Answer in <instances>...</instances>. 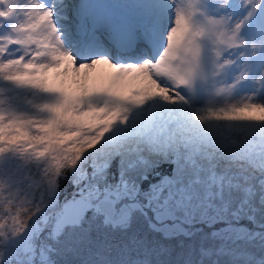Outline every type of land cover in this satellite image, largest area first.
<instances>
[{"label":"snow or ice","instance_id":"snow-or-ice-1","mask_svg":"<svg viewBox=\"0 0 264 264\" xmlns=\"http://www.w3.org/2000/svg\"><path fill=\"white\" fill-rule=\"evenodd\" d=\"M0 264H264V0H0Z\"/></svg>","mask_w":264,"mask_h":264},{"label":"rangeland","instance_id":"rangeland-1","mask_svg":"<svg viewBox=\"0 0 264 264\" xmlns=\"http://www.w3.org/2000/svg\"><path fill=\"white\" fill-rule=\"evenodd\" d=\"M111 71L112 70L108 68L107 65L100 64L93 70L92 77L94 78V80L100 81L103 78H105L108 74H110ZM50 75L54 76L55 73H51ZM71 79H72V73L69 72L68 81L71 82ZM69 258H76V257H69Z\"/></svg>","mask_w":264,"mask_h":264},{"label":"trees","instance_id":"trees-1","mask_svg":"<svg viewBox=\"0 0 264 264\" xmlns=\"http://www.w3.org/2000/svg\"><path fill=\"white\" fill-rule=\"evenodd\" d=\"M64 189H67V194H70L72 191V187L70 183H65L62 187V195H61V199H63V195L65 194ZM169 243L175 244L176 241H171ZM257 250H258V245H257Z\"/></svg>","mask_w":264,"mask_h":264}]
</instances>
